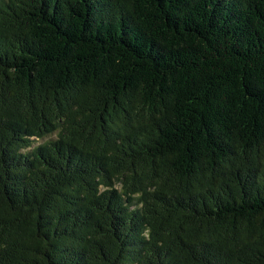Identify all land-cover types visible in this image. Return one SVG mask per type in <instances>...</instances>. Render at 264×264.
Listing matches in <instances>:
<instances>
[{
    "label": "trees",
    "instance_id": "16d2710c",
    "mask_svg": "<svg viewBox=\"0 0 264 264\" xmlns=\"http://www.w3.org/2000/svg\"><path fill=\"white\" fill-rule=\"evenodd\" d=\"M0 264H264V0H0Z\"/></svg>",
    "mask_w": 264,
    "mask_h": 264
}]
</instances>
